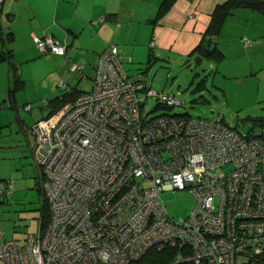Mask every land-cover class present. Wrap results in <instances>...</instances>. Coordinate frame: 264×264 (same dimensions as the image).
Returning <instances> with one entry per match:
<instances>
[{"label":"built area","instance_id":"1","mask_svg":"<svg viewBox=\"0 0 264 264\" xmlns=\"http://www.w3.org/2000/svg\"><path fill=\"white\" fill-rule=\"evenodd\" d=\"M34 41L42 55H66L50 35ZM149 98L153 110L183 104L131 80L110 45L91 89L32 126L49 215L22 242L0 233V264H264V133L219 116L150 117ZM170 191L194 196L185 218L169 215Z\"/></svg>","mask_w":264,"mask_h":264},{"label":"crops","instance_id":"2","mask_svg":"<svg viewBox=\"0 0 264 264\" xmlns=\"http://www.w3.org/2000/svg\"><path fill=\"white\" fill-rule=\"evenodd\" d=\"M229 1L175 0L158 16L162 0H5L0 8V55H4L0 57V117L4 119L0 124V161H9L16 154L13 148H20L14 141L15 133L27 135L29 123L17 114L18 104L28 105L43 96L51 101L61 95L89 91L98 57L110 45L117 47L121 66L129 77L125 65L145 55L146 59L151 54L162 61H190L199 56L203 62L205 58L198 49L208 36L214 11ZM44 35L65 43L66 55L41 57L53 64L52 71L31 80L33 64L40 56L34 39ZM213 37L222 58L215 63L206 60L220 73L218 90L222 98L233 105L240 103L239 109L247 114L253 112L249 116L262 117L259 107L264 101V12L233 6ZM242 39L252 45L244 46ZM72 64L83 69L71 71ZM12 65L22 81L13 93ZM28 67L33 69L30 77L26 76ZM58 81L63 88L56 87ZM31 90L32 95L28 93ZM44 101L46 108L36 121L50 112L48 101ZM68 101L57 112H67L73 99Z\"/></svg>","mask_w":264,"mask_h":264},{"label":"rangeland","instance_id":"3","mask_svg":"<svg viewBox=\"0 0 264 264\" xmlns=\"http://www.w3.org/2000/svg\"><path fill=\"white\" fill-rule=\"evenodd\" d=\"M250 44L249 41L245 46ZM43 56L45 55L40 54L38 60L34 62L35 72L31 80L37 76L42 78L48 71H52L53 64L40 59L44 58ZM209 63L204 59L197 64L193 58L190 61L155 60L149 64L145 55L143 59L125 66L132 80H138L155 91L177 96L183 102L181 107L175 109L153 110L156 104L154 99L149 98L145 107L146 111L153 110L149 113L150 117L178 114L212 119L219 116L240 134H258L261 131L259 123L247 120V117H250L248 114L253 112L247 114L239 109L240 103L233 105L224 101L221 91L218 90L220 73L216 72L215 65ZM28 69L26 76L30 77L33 69L30 67ZM28 93L32 95L34 90ZM44 100L48 101L47 97L43 96L41 100L29 103L30 110L25 109L27 106L25 103L16 106L17 114L25 117L29 128L26 136L15 133L14 141H18L20 147L13 148L16 152L15 156L12 155L9 161H0V180H2L0 184L4 187L0 192V231L3 234L1 240L22 242L28 235L37 234L40 222L47 220L44 211L45 202L40 189L41 173L31 153V148L35 147V136L31 128L46 108ZM259 108L261 109L259 115L264 117V101ZM3 120L0 117V124ZM7 190L10 191L9 195L6 194ZM161 196L169 215L175 220L188 216L195 204L194 196L187 191L162 192Z\"/></svg>","mask_w":264,"mask_h":264},{"label":"trees","instance_id":"4","mask_svg":"<svg viewBox=\"0 0 264 264\" xmlns=\"http://www.w3.org/2000/svg\"><path fill=\"white\" fill-rule=\"evenodd\" d=\"M175 2V0H162L160 7H159V11H158V16L162 15L164 12H166L171 6L172 4ZM248 6L251 8H257L261 11L264 12V3L261 0H231L228 3H226L224 6L222 7H217L214 11L213 17H212V21L210 23V26L207 30L206 35H208L207 37H213V35L218 34L219 30H220V23L223 20V16L227 13L228 9L233 7V6ZM206 37V38H207ZM205 38V39H206ZM0 40H2V37L0 36ZM247 40V39H246ZM205 41V40H204ZM249 41V40H248ZM204 43V42H203ZM250 46L252 45V42H250ZM242 44L244 45L243 39H242ZM245 46V45H244ZM249 47V46H246ZM199 53L202 54V56H204L205 59L212 61V62H217L219 60H221V56L218 54V50L214 48V50L210 53V54H205L203 51V44L199 47L198 49ZM4 55H0V57L3 58ZM153 58V59H152ZM120 59V58H119ZM158 61V58H155L154 56H152L150 54V56L147 58V62L150 64L151 62L153 63V61ZM121 63V62H120ZM12 70H13V81H14V87L12 89V91H10L11 93L15 92L16 90H18L21 86H22V81L20 80V78L18 77L17 74V69L15 66L12 65ZM128 76V75H127ZM129 77V76H128ZM130 78V77H129ZM131 79V78H130ZM132 80V79H131ZM135 81V80H133ZM140 82V81H139ZM83 92L80 93H76V94H70L68 97L66 95L64 96H59L58 98H55L51 101H48L47 104H49V108H50V112L49 114L44 117L43 119H47L49 118L53 113L57 112V110L61 109L67 102H69L68 100L73 99L72 102L75 101V99L81 95ZM70 97V98H69ZM155 101V100H154ZM44 102V101H43ZM156 104V102H155ZM183 105V104H182ZM29 107V105H27ZM26 107V106H25ZM177 108V107H176ZM171 109H175L170 107L168 110ZM30 110V107L29 109ZM222 118V117H220ZM222 120L224 121V119L222 118ZM247 120L252 121V122H256L259 123L260 127H261V131H259L258 134H253L256 136H262L264 133V118L263 117H247ZM226 124V123H225ZM233 128V127H232ZM234 130H236L235 128H233ZM237 131V130H236ZM249 136H253L252 134H247ZM44 207H45V218L48 219V207L46 205V203H44ZM44 218V219H45ZM47 220H43L41 221L42 223H45ZM163 260H161L159 258V260H156L155 262H150L149 264H163Z\"/></svg>","mask_w":264,"mask_h":264},{"label":"water","instance_id":"5","mask_svg":"<svg viewBox=\"0 0 264 264\" xmlns=\"http://www.w3.org/2000/svg\"><path fill=\"white\" fill-rule=\"evenodd\" d=\"M5 0L1 1L0 0V8L4 5ZM215 38L214 37H207L203 43V51L205 54H210L214 48H215ZM202 61V57H195L194 58V62H196L197 64H200Z\"/></svg>","mask_w":264,"mask_h":264}]
</instances>
